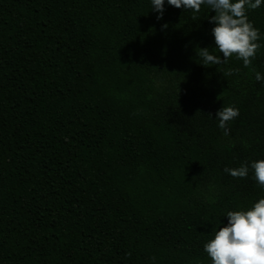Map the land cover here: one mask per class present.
<instances>
[{"label": "trees", "instance_id": "16d2710c", "mask_svg": "<svg viewBox=\"0 0 264 264\" xmlns=\"http://www.w3.org/2000/svg\"><path fill=\"white\" fill-rule=\"evenodd\" d=\"M211 15L0 0V264H210L223 215L264 197L223 171L264 159V5L248 67L201 64Z\"/></svg>", "mask_w": 264, "mask_h": 264}, {"label": "clouds", "instance_id": "9594fccd", "mask_svg": "<svg viewBox=\"0 0 264 264\" xmlns=\"http://www.w3.org/2000/svg\"><path fill=\"white\" fill-rule=\"evenodd\" d=\"M165 5L196 13L205 6L214 12L209 23L214 22L211 34L221 55L210 53L207 47L199 48L202 65H217L235 55L248 67L256 56L260 33L248 19L247 12L260 8L264 0H150V9L157 13V19ZM255 79L262 81L264 76L255 72ZM238 115L239 110L232 105L216 111L217 127L225 136L229 135V122ZM249 169L256 183L264 189V159L241 163L235 168L226 167L223 171L234 178H244ZM223 216L227 218L226 224L218 227L203 244L210 264H264V197L255 200L250 208L229 210Z\"/></svg>", "mask_w": 264, "mask_h": 264}]
</instances>
